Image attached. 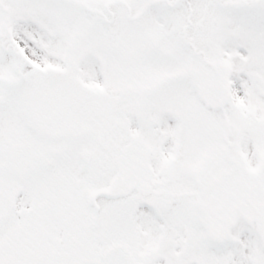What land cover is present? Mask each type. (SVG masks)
<instances>
[{"label": "snow or ice", "instance_id": "6c2138e0", "mask_svg": "<svg viewBox=\"0 0 264 264\" xmlns=\"http://www.w3.org/2000/svg\"><path fill=\"white\" fill-rule=\"evenodd\" d=\"M0 264H264V0H0Z\"/></svg>", "mask_w": 264, "mask_h": 264}]
</instances>
